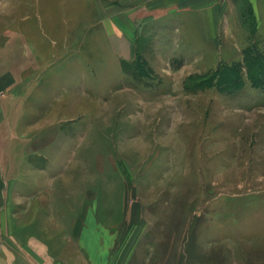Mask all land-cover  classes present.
<instances>
[{
	"label": "rangeland",
	"instance_id": "rangeland-1",
	"mask_svg": "<svg viewBox=\"0 0 264 264\" xmlns=\"http://www.w3.org/2000/svg\"><path fill=\"white\" fill-rule=\"evenodd\" d=\"M249 48L264 0H0V264H264Z\"/></svg>",
	"mask_w": 264,
	"mask_h": 264
},
{
	"label": "crops",
	"instance_id": "crops-1",
	"mask_svg": "<svg viewBox=\"0 0 264 264\" xmlns=\"http://www.w3.org/2000/svg\"><path fill=\"white\" fill-rule=\"evenodd\" d=\"M186 3H188V2H186ZM180 7L182 9L181 10L178 9L179 11H177L180 14L184 10H189L188 4H186L184 6H180ZM193 14H195L197 21L200 19L201 25L207 23V20H208L210 15L212 16V14H213L215 16L213 11L211 12L208 10H201V12H200V5H196L194 7ZM116 22H117V25H115V27L111 29V32H115L117 38L122 40V42L123 41H127V42L132 41L133 42L132 39L135 38V28H132V30H131L128 26H125L119 17L116 19ZM111 24L112 23L108 24V27H111L110 26ZM204 28H205V26H204ZM125 39H127V40H125ZM63 181H65V180H63ZM57 182L60 183L61 181L56 180L54 183L57 184ZM73 184H74V182H73ZM58 186L60 187V185H58ZM58 186H57V189H58ZM62 187H63L62 189H65V191L70 192L71 186L68 185L67 179L64 182V186H62ZM42 200H48V198L46 199L44 197ZM53 200H54V197H53ZM30 242H35V241L31 240ZM10 243H9V240H6V243L4 245L6 248L5 260L1 264H50V262L45 263V261H44L45 256L47 257L48 261H52L53 264L55 263V257H57L55 255V249H51L49 252H47V255L44 252V250H42L43 246L41 248V252H39V253H36L34 250L30 251L28 248L24 249L23 247L21 248L22 250L15 251L13 247H15V249H16L17 246L13 245V244L14 243L18 244V242L15 241V239H13L11 237Z\"/></svg>",
	"mask_w": 264,
	"mask_h": 264
},
{
	"label": "trees",
	"instance_id": "trees-1",
	"mask_svg": "<svg viewBox=\"0 0 264 264\" xmlns=\"http://www.w3.org/2000/svg\"><path fill=\"white\" fill-rule=\"evenodd\" d=\"M246 60V69L248 72L249 79L254 87L263 89L264 92V52L256 49L249 48L244 52ZM236 65H230L224 67L222 70L218 71L224 72L226 74L230 73L232 76H236L234 79L222 78V85L227 84L229 88H238L242 85L241 74H240V63H234ZM222 75H224L222 73Z\"/></svg>",
	"mask_w": 264,
	"mask_h": 264
}]
</instances>
